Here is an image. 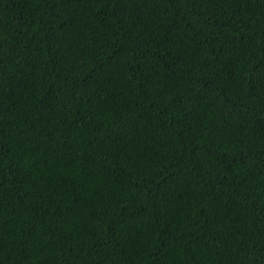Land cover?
Returning <instances> with one entry per match:
<instances>
[{
  "label": "trees",
  "instance_id": "trees-1",
  "mask_svg": "<svg viewBox=\"0 0 264 264\" xmlns=\"http://www.w3.org/2000/svg\"><path fill=\"white\" fill-rule=\"evenodd\" d=\"M0 264H264V0H0Z\"/></svg>",
  "mask_w": 264,
  "mask_h": 264
}]
</instances>
